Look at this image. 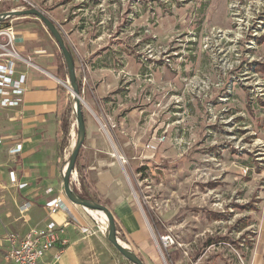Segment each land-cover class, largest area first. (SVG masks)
<instances>
[{"label": "rangeland", "instance_id": "374dc122", "mask_svg": "<svg viewBox=\"0 0 264 264\" xmlns=\"http://www.w3.org/2000/svg\"><path fill=\"white\" fill-rule=\"evenodd\" d=\"M33 1L72 54L85 134L105 135L146 207L144 263L168 264L159 242L169 236L174 264H264V0ZM26 18L16 23L29 35L36 24L59 54L44 24Z\"/></svg>", "mask_w": 264, "mask_h": 264}, {"label": "crops", "instance_id": "0c3cea01", "mask_svg": "<svg viewBox=\"0 0 264 264\" xmlns=\"http://www.w3.org/2000/svg\"><path fill=\"white\" fill-rule=\"evenodd\" d=\"M34 26L37 33L33 35L24 29L27 37L25 50L31 59L38 55L41 63L46 61L48 64L41 66L35 63L41 70L27 69L28 89L21 107L0 108V232H15L23 236L31 228L44 227L52 219L58 224L67 223L61 237L68 242L62 247L61 257L55 264H124L114 254L105 235L96 230L95 216L80 204L69 200L64 193L62 179L70 153L73 124L63 144L60 123L69 98L61 89L60 81L64 80L57 73L59 54L46 46V38L44 41L39 39V29L36 24ZM39 47L44 52L35 53L34 50ZM104 137L97 130L86 132L85 143L81 146L77 166L70 178L71 187L79 195L96 196L114 214L120 239L135 253L149 255L153 242L140 212L141 201L132 191L128 178H123L117 167V158L122 159V156L118 155L116 149L112 153L105 146ZM15 141L22 144V149L11 156L8 148ZM9 171H14L17 181L26 183V186L18 188L12 183ZM49 188L51 191L46 192ZM57 195L68 204L73 217L63 211L49 214L44 208L45 202ZM26 200L31 201L32 206L26 212L28 218L24 219L19 205ZM90 230L96 231L91 233ZM3 237H0L2 264L6 250ZM60 248L57 244L46 254L45 259L51 258Z\"/></svg>", "mask_w": 264, "mask_h": 264}, {"label": "built area", "instance_id": "2783aa9c", "mask_svg": "<svg viewBox=\"0 0 264 264\" xmlns=\"http://www.w3.org/2000/svg\"><path fill=\"white\" fill-rule=\"evenodd\" d=\"M13 3L16 8L9 10L4 9L5 3ZM36 8L45 14V11L33 0H0V108H19L21 107L24 95L27 91V69L33 68L41 70L39 66L33 63L31 56L26 52L25 43L27 37L26 31L16 23L29 15L12 16L9 12ZM35 53H42L44 50L39 47L34 50ZM2 139L0 138V144ZM22 149V144L18 141L12 143L8 148V154L16 155ZM74 174V172H73ZM72 174V175H73ZM9 179L15 183L18 188H24L26 183L17 181L14 171H9ZM47 189L46 192H50ZM32 202L24 201L19 205V211L24 219L28 218L26 212L31 208ZM44 208L49 214L57 211L66 212L67 215L73 217L68 204L65 200L57 195L49 198ZM96 230L105 235L106 221L95 218ZM58 224L50 219L44 227H33L23 236L15 232H6L3 241L6 242V250L4 253V264H55L61 257L62 247L67 244V239L62 238L65 225ZM96 230H90L94 233ZM163 245L167 246L171 238L169 236L162 237ZM57 244L61 248L54 253L51 258L45 259L46 254Z\"/></svg>", "mask_w": 264, "mask_h": 264}, {"label": "water", "instance_id": "95a60500", "mask_svg": "<svg viewBox=\"0 0 264 264\" xmlns=\"http://www.w3.org/2000/svg\"><path fill=\"white\" fill-rule=\"evenodd\" d=\"M12 16L18 15H33L37 17L46 27V29L50 32L52 37L55 39L62 55L65 60L67 66V82H69L70 90L73 92V101L72 106L75 112V121H76V128H77V140L71 151L64 168L63 173V190L65 195L69 200L76 204H80L85 209H93V210H100L106 216V231L105 237L106 239L113 245V247L127 260H129L132 264H145L137 254L130 249L124 242H122L118 236L116 235V219L114 214L110 211V209L102 203L95 202L91 199L83 198L77 192L73 190L70 184V178L72 173L74 172L75 161L77 159L79 150L83 145V140L85 138V122L84 116L82 111L83 100L80 96L78 84L75 75V66L72 54L66 45L63 35L61 34L59 28L54 23V21L47 16L46 14L42 13L40 10L36 8H29L24 10L12 11L9 12ZM61 82L65 83V81Z\"/></svg>", "mask_w": 264, "mask_h": 264}, {"label": "trees", "instance_id": "16d2710c", "mask_svg": "<svg viewBox=\"0 0 264 264\" xmlns=\"http://www.w3.org/2000/svg\"><path fill=\"white\" fill-rule=\"evenodd\" d=\"M57 73H58V76L61 77L62 79H65L66 76L68 75L67 66H66V63H65V60L63 58V55H62L61 51H59V58H58V64H57ZM78 89H79V93H81V86L80 85H78ZM82 109H83V107H82ZM71 114H72V108H71V103L69 102L67 107H66V109L64 110V112L61 115L60 127H61V131H62V134H63V142H62L63 144L66 143V138H67V136H69V130H70L71 118H72ZM79 152H80V150H79ZM78 155H79V153H78ZM77 160H78V156H77V159L75 161V166L74 167L77 166V162H78ZM80 196H82L83 198L91 199V200H93L95 202H99L100 203V200L96 196L87 197L83 193H80ZM140 201H141L143 207L146 208L144 206V204H143L141 199H140ZM148 215L150 216V220L152 222H154L153 224H154V227H155L156 223H155L154 218L151 216L150 213H148ZM116 235L118 236V238H120L117 224H116ZM210 243H212V242H210ZM159 245H160V248L162 250V253L164 254L166 262L168 264H174L173 258L171 256L170 251L168 250L167 246H164L161 241L159 242ZM136 254L144 262L142 256L140 254H138V253H136Z\"/></svg>", "mask_w": 264, "mask_h": 264}, {"label": "bare ground", "instance_id": "6f19581e", "mask_svg": "<svg viewBox=\"0 0 264 264\" xmlns=\"http://www.w3.org/2000/svg\"><path fill=\"white\" fill-rule=\"evenodd\" d=\"M69 89H70V87H69V84L67 83V82H65L64 83ZM71 91V90H70ZM72 92V91H71ZM72 94H73V92H72ZM74 95V94H73ZM100 211V210H99ZM100 212H102V211H100ZM103 213V212H102ZM103 215L105 216V214L103 213ZM105 218H106V216H105ZM134 264H136V263H134Z\"/></svg>", "mask_w": 264, "mask_h": 264}]
</instances>
